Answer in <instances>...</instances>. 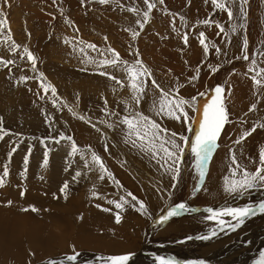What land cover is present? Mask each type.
<instances>
[{"label": "rangeland", "instance_id": "1", "mask_svg": "<svg viewBox=\"0 0 264 264\" xmlns=\"http://www.w3.org/2000/svg\"><path fill=\"white\" fill-rule=\"evenodd\" d=\"M150 2L154 3L155 6L149 12L148 21L145 23L143 13L147 11V5L144 0H109L107 4H101L99 0H61L60 3L57 0H0V21H5L3 27L0 28V60L14 61V63L7 66L0 64V129L4 133L3 137L0 138V177L4 179V186L0 187V190H3V193L4 190L8 191L7 195H5L6 200L8 197L13 196L7 200H11L12 208H14L13 201L15 199L20 198L23 200L24 198L20 196L25 197L24 195L28 194V201L32 202L29 209L27 211L22 209L17 211L19 213H32L36 217H40L42 211L47 215L49 213L47 207L40 206L45 198L47 199L46 201L50 198L53 199V202L63 201L65 203L70 193L73 192L72 189H75L72 193L74 196L80 194V190L84 189V201L97 200L96 204L105 199L120 202L119 200L123 198L127 201L124 204L127 211L124 212L122 208L119 209L120 212L123 210V214L126 212L135 213L138 218V224L139 222H145L146 225L154 228L156 226L159 227L156 228L157 230H153V234H149V242L154 243L149 244L148 253L147 251L145 252V254L151 255L154 251L153 254L156 253L157 255L160 252L159 247H168L165 245L168 242L171 243L170 248L174 250L177 248L176 252L180 253L182 249L186 248L187 245L175 243L176 240L182 239V236H184L182 233H166L168 232L167 228L172 224V219L177 216L179 218L180 215L170 217L167 222L158 223V219L161 221V218L175 206L168 207L165 212L160 198L157 199L158 203L156 204L155 200H152V202L151 197L148 198L149 195L146 191L145 193L142 191L140 195L132 193L131 190L126 192L125 187L123 185L121 187L116 181L117 179L112 169V165H116L118 169L124 170V166L121 167L120 165L124 162L119 163L114 157H118V155L120 157H129L132 155L135 159L138 157L137 161L138 159L140 161L145 159L146 164L141 163L147 167L148 164H151V171L156 172L154 174L156 177L158 176L159 180L162 178L164 191L168 190L171 193L174 192L180 180L178 179L179 174L174 179V173L168 169L174 166L179 167L185 157H190L188 164L191 165L189 168L192 169V172L189 173L190 178L188 177L189 180L182 187V192L187 193L186 196H182L185 197V200L190 199L192 192H197V188L200 189L203 182L206 184L211 180L209 174L213 171L212 157H216L217 151L228 152L227 155H232L237 144V137L227 141L223 139L222 132L219 139L221 147L219 144L217 146L218 150L216 148L213 150L205 164L206 167H204L205 180L201 181L199 169L196 166V159L191 151V138L194 135L193 132H195V125L193 127L191 125V128L189 123L192 121L194 113H198L199 106L202 104L198 97L207 90L211 92L215 86L223 89L221 93L222 103L227 112V122L223 126L226 127L227 125L243 122L247 124L245 130L251 132V134L241 140L242 134L238 137V140L242 142L248 139L249 136H255L257 138L253 142L260 144L264 142V120L259 119V114L255 113L264 102L263 98L258 96L251 103L252 105L246 101L237 103L235 100L236 92L243 85L242 83L251 80L253 82L252 77L255 72L264 69V0H223L228 11L232 13L231 17H229L227 11L215 7L212 4V0H163V3H160L159 0H150ZM249 2H251V6ZM5 7H8L6 9L9 11L5 10ZM129 9H133V11H129ZM248 9L250 12H247ZM186 11L189 13L193 11L196 13V17L203 19L195 24L199 27L203 26L202 28L208 31V39H205V42L214 45V47H209L207 53H205L204 48L200 44V36L196 40V33L190 27L192 24L189 23V18L184 15ZM191 17L193 20L196 18L194 16ZM205 20L210 21V24H204L203 21ZM177 21H179L177 29L180 31L175 33V22ZM141 23H143V29L140 28ZM221 28L223 32L220 31ZM203 29L202 31L206 34ZM184 30L188 31L187 45H185L183 39L187 35V33L183 32ZM133 31L139 32L135 40L131 38ZM9 34L11 39H8ZM172 34L173 36H171ZM170 36L171 40H169L170 38L168 39ZM66 40L68 43H65ZM78 41L82 43H78ZM13 43L19 46L15 52L11 48ZM87 44L95 45L96 50L86 48L85 45ZM25 47L36 58V71L32 70V65L26 56L21 59ZM109 47L119 54L122 61H126L129 64H134L135 60L139 58L150 69L152 78L162 89L176 91L177 95L180 96L179 98L188 101L184 106L187 117L182 116L180 119L168 117L166 121H163L160 119L162 115L154 116L156 113L153 101L159 98V91L152 86L148 78H145L146 94L137 107L131 100L132 95L130 94L132 92L128 86L129 81L123 65L101 68L91 62L110 58V54L106 53V49ZM248 49L254 52L252 53ZM101 52H105V55L101 56ZM169 52L170 55H168ZM245 55L248 56L247 60L243 58ZM253 65L255 66L254 71L250 72L249 68L253 67ZM101 71H106L109 75L115 76L116 79L122 81V84H117L114 80L109 79L108 76L106 78L100 75ZM214 75L218 77L214 78ZM21 77H27V79L21 81ZM262 77H264V73H261V76L256 78L260 80ZM41 78H43L45 84H51L55 88V97H53L51 90L45 94L44 89L40 86ZM124 84L127 85L125 86ZM212 95L210 94L209 96L211 97ZM215 97L214 95L213 98L215 99ZM125 101L128 103L126 104ZM239 106L241 107L239 108ZM253 106H255L254 109ZM260 108L262 110L257 111L260 112L262 118L264 116V106L262 105ZM130 111H140L142 114L154 119L162 128L167 129L169 138H171L172 133H175L176 143L182 148H184L185 141H189L185 148L186 151L183 149L182 154L180 153L182 157L179 154V163L176 161L174 164L172 161H168V166L165 164L162 171L160 164L157 166V163L152 161L151 158L153 157L150 154L134 147L130 140L126 142L127 129L119 121L121 118L128 116ZM197 120L199 119H195L194 124L197 123ZM202 123L203 120L199 123V130ZM109 124L112 127H108ZM251 128H256V130L251 131ZM56 134H58V145H55L57 141L54 139L51 142L46 139L52 138ZM61 136L64 139H61ZM69 136H73L72 143H75L80 149L79 152L72 156L69 155L72 145V143H68ZM181 137L186 139H181ZM119 148L120 150H118ZM260 150H264V144L263 147L258 148L259 153H261ZM92 151L96 152L101 157V160L103 159L102 162H104L105 167H109L112 173L111 178L100 179L101 174L96 173L100 169L93 161H90L92 160L90 159V152ZM45 152L48 154L46 166H44ZM108 153H112V156ZM121 153L123 155H120ZM25 157L28 158L27 166H25ZM91 163L92 165H90ZM206 168H208L209 173ZM5 169H7V176H4ZM129 172L126 169L124 170L126 175ZM238 172L241 173L239 168ZM77 173H80V175L77 176ZM157 173H161L162 176ZM62 174L70 176L72 183L77 178V183L79 184L76 186L77 188L71 187L69 189L70 192L61 193V188L65 184L68 185V183L60 184L57 182L61 181L48 180L49 192L45 182L47 177H57L58 179ZM85 180H88V182ZM144 181H148V187L152 184L148 177H142L139 180L141 184ZM260 183L258 182L256 185L259 186ZM119 187L123 188L122 191H124L122 192ZM155 187L156 195L160 193V195L164 196V193L167 192L163 193L162 187L156 185ZM34 189H38L40 191L39 194H43V196H38V191ZM251 189H242L240 191V195L247 192L248 199L246 203L239 202L234 208L251 207L257 209L254 196L248 192ZM1 191L0 195L2 196ZM19 191H22L23 195ZM93 193H96V195L94 196ZM29 194L32 195V198ZM129 194L136 198L139 196L138 199L140 200L136 199V201H133ZM217 194L222 197L226 204L227 193L219 190ZM14 197L15 199H13ZM190 200L192 201V199ZM138 202H142L145 205V210L140 209ZM4 203H0V210L6 209V211H3L7 212L6 205L9 204ZM260 204H258V207ZM32 208L37 209V211L33 212ZM215 208L210 207L212 210H215ZM260 214L261 216L256 215L257 219L253 218L251 221L244 219L243 222L247 227L244 226V223L240 224L241 227L240 225L238 226L241 228L239 229L241 238L253 234L251 232L264 225V213ZM51 217L56 224H62V227L66 225V229L69 230L66 222L62 221L60 217L55 215ZM75 218L76 223L73 222V224L80 227L83 220L82 214L76 213ZM255 220L258 222L257 224ZM260 220L263 221L262 225H260ZM236 223V220H233L227 224L235 226ZM161 224H165L164 227H161ZM48 225L58 232L59 227L54 225L53 221H49ZM199 227L201 229V226ZM250 227L253 228V231ZM139 228L138 231L129 230L127 242L129 247L131 244L128 249L130 251H107V253L100 250L96 252L93 249L94 245L89 248L77 249L73 246V238L70 237L67 240L68 242L66 241V245L70 244L71 248L70 252L66 253V256L61 252L58 244L59 248L58 251H55L56 253L53 252L52 255L44 256L43 258L32 256L33 258L29 264H47L52 256L56 254H59V259H61V262L58 263L69 264L62 262V260L71 255L77 256L79 254V256H83L86 254L84 252H93V250L96 252H94L96 257H93V259L125 255H129L130 259L136 251L139 254L143 253V251L140 252L141 250H139L141 247L140 241L146 238L144 236L148 231L145 230L147 226L145 229L140 226ZM98 237L104 245L115 243V240L118 239L111 234L104 233L102 229L99 230ZM210 240L212 239L206 240V242H208L209 247H214L212 245L213 241ZM55 241L58 242V240ZM159 242L164 244H159ZM259 243H262L260 247H263L262 250H264V242L259 241ZM128 246H125V248ZM115 247L119 248L118 245H115ZM137 248L138 250H136ZM190 248L185 250H190ZM249 248L250 244H247L242 246L241 250L245 251ZM133 249L136 251H133ZM195 252L196 249L191 251V253L197 254ZM61 253L62 255L60 256ZM193 254L191 255L194 256ZM134 257L135 255L127 264H141V259L137 257L133 260ZM151 257L145 256L142 260L150 264L154 260ZM246 258L250 259L249 256ZM92 260L84 262L79 260L76 264H92L90 262Z\"/></svg>", "mask_w": 264, "mask_h": 264}, {"label": "bare ground", "instance_id": "2", "mask_svg": "<svg viewBox=\"0 0 264 264\" xmlns=\"http://www.w3.org/2000/svg\"><path fill=\"white\" fill-rule=\"evenodd\" d=\"M249 3L251 6V2H249ZM247 12H250V10L248 9ZM169 40H171V37ZM246 51H247V49H246ZM248 51H251V50L248 49ZM168 55H170V52ZM193 61H195V60H193ZM200 61H202V60H200ZM158 63H159V61H158ZM236 67H238V66H236ZM217 77H215V75H214V78H217ZM201 80L203 81V79H201ZM251 81H246V83H242L243 85L241 87H239L238 91L236 92V97H235V100L237 103H239V102L241 103L243 101H246L247 103L251 104L255 101V99L258 96H260L264 100V85L257 86ZM217 82H218V80H217ZM234 90H232V91H234ZM130 95H132V94H130ZM184 97H186V96H184ZM262 105L264 106V102L258 107L257 110H259V111H260V109L262 110V108H260ZM189 107H190V105H189ZM240 107L241 106H239V108ZM192 110H193V108H192ZM256 111H255V113L259 114V119L264 120V116L261 118L260 112L259 111L256 112ZM192 113H193V111H192ZM256 114H255V116H256ZM156 115L157 114H155L154 116H156ZM160 119H162L163 121H166L168 119V117L167 116H160ZM246 128H247V124H244L243 122H238L234 125H227L225 127V129L223 130V134H222L223 139L224 140L226 139L227 141H229V140L233 139V137H235V138L237 137L236 138V141H237L239 139L238 137L241 136L246 131L245 130ZM77 129H78V127H77ZM256 138L257 137H255V136L254 137L249 136V138L246 139L245 141L237 143L236 147L234 149V153L232 155H227L228 152L217 151L216 157H212L213 158V160H212L213 171H212V173L209 174L211 177V180L209 181V183H206V184H204V182H203L201 184L200 189H199L200 191L198 190L197 192H195V191L192 192V195L190 196V199H192V201L190 199L185 200V197H183V196H186L187 193L182 192V187H183L184 183L186 184L187 180H189L188 179L189 173L192 172L191 171L192 169L189 168L191 165L188 164V159L190 157L189 158L185 157V159H183V161H181V163L179 165V172L180 173H179L178 179L180 180V182L177 183L178 186L175 188L173 193H171L168 190H165L167 192L164 193L165 191H164V185H163L162 178H161V180H159L158 176L156 177L154 174L156 172L151 171L152 168L150 167L151 164L150 165L148 164L149 161L147 162V164H148V167H147L146 165H143V163L146 164V162L144 161L145 159H143L141 161H140V159H138V161H137L136 159L138 157L135 159L130 154H129L130 155L129 157H123V156L120 157L119 155H118V157H114L117 162L118 161H119V163L124 162L123 164L122 163L120 164L121 167L124 166V168H123L124 170L126 169L127 172L130 171L129 173H127L128 175H126V173L124 174V170H122L121 168L118 169V167H116V165L114 166L111 164L113 172H114L116 179H117L116 181L119 183V185H121V187H122V185L125 187L126 192H129V190H131L132 193L140 195L142 191L144 193L146 191L149 195L148 198L151 197V201L155 200L156 204L158 203L157 199L160 198L161 199L160 200L161 205L164 206L163 208H164L165 212H166V209H168V207H171L172 205L177 206L179 204H184L188 209H190V211L181 212L179 214L180 215L179 218H177L178 216L176 218H173L171 221L172 224L169 225V227L167 228L168 232H166L167 234H170L172 232L182 233L184 235V236H182V239L176 240L175 243L178 245H187L185 249H188L189 247H191L190 250L182 249V252H180V253L176 252L175 250H177V248H175V250L170 248L171 243L168 242L165 244L168 247H166V246L159 247L160 252L157 253V256H160L162 259H164L166 261H171V262L173 260L183 261L185 259H193V260H201V262L205 263V264H227V263L228 264H259V261L261 260V254L264 253V250H262L263 247L262 248L260 247V245H262V243H259V241L264 242V225H262L263 221H261V220L259 221L260 225H262V226L259 227L257 230L253 231V228L250 227V229H252V231H253V232H251L253 234L249 233L251 236L246 235V236L241 238V236L239 235V229H241V228H239L238 226L232 227L233 224H227V223L235 220L232 217L221 216L218 219L217 218L211 219V220L208 219V216H209L208 210L210 209V207H216L215 210L214 209L213 210L216 212H220V211L227 209V208H234L236 206V204H238L239 202L246 203V201L248 199V193L247 192H245L243 195H242V193L240 195V192L230 194V193L225 191L224 187H225L226 181L231 182L232 180H238V178H241V175L238 172L237 164L239 165V169L241 171L246 170L250 173L255 172V170L258 167H261L260 153L258 151V148L263 147L264 142L261 144L253 142V140ZM115 150H116V148H115ZM118 150H120V148ZM116 153H118V152H116ZM108 154H110V153H108ZM111 154H110V156H112ZM120 155H123V154L121 153ZM233 158H235V160L237 161V164H233V162H232ZM151 159L153 162L157 163V166H158V164H160L161 170L163 171V166H165V162L162 160L160 162H157V160H154L153 158H151ZM90 161H92V160H90ZM141 162H143V163H141ZM178 163H179V161H178ZM103 164H104V162H103ZM90 165H92V163ZM166 166H168V162H167ZM95 167H96V165H95ZM155 168H157V167H155ZM206 169L208 172V168H206ZM154 170H156V169H154ZM233 172H235L236 175H233ZM157 174H159V173H157ZM209 175H208V177H209ZM160 176H162V174ZM142 177H148L151 180L152 184H150L149 187H148V185H149L148 181H144L141 184L139 182V180ZM170 178H172V177H170ZM194 178H196V177H194ZM48 180H54V181L58 180V181H61V182H57L60 184L67 182L68 183L67 189H70L71 187L77 188L76 186L79 185L77 183L78 182L77 178H76V180H74V183H75L74 184V183H72V178L70 179V176H68L66 174H62L58 179H57V177L50 178V176H48L47 180L45 182L47 183L46 188L49 192H50V189L48 186ZM85 181L88 182V180H85ZM153 183H157V184H155L156 186L162 187V189H163L162 192L164 193V196L162 194L160 195V193H158V192H157L158 195H156V187ZM70 184H72V185H70ZM260 185L259 186L256 185L254 188H252L251 190L248 191V192H250V194L252 196H254V202L257 203V206H256L257 209L259 208L258 204H260V203L264 204V183H260ZM190 186H192V185L190 184ZM159 187H158V189H159ZM38 189L37 190L34 189V190L38 191ZM122 189H121V191H122ZM72 190H73V192L75 191V189H72ZM219 190H223L227 193L226 204L224 203V200L222 199V197H220L217 194V192ZM83 191H84V189H81L80 194H78L76 196L72 195L73 192H71L70 195L68 196L69 198L68 199L66 198L67 201L65 203L63 201L62 202L61 201L53 202V199H50L49 197H48L49 200L46 201L47 199L45 198L44 202L42 204H40V206L47 207V210L49 211V213L47 215L44 211H42L40 213L41 216L36 217L32 213H25V212L19 213L17 211L20 209H22V210L29 209V206L31 205L32 202L28 201V198H29L28 194H25L24 195L25 197L20 196L21 198H24L23 200L20 198L15 199V197H14L13 198V199H15L14 200L15 202L13 201L14 208H12V204L11 203L9 204V201H7L8 198H10L11 196L9 195L10 197H8L6 200L5 195H7L8 191L4 190V193L3 192L1 193L3 195L2 196L0 195L1 196L0 201L5 202L6 204H9V205H6L7 206V212H5L6 209H3L5 211L0 210V264H29L33 258L32 256L43 258L44 256L52 255L53 252L58 251L59 245H60L61 252L66 256L70 252L69 250L71 248L70 244L66 245V241L70 237L73 238V241H74L73 246L77 249L78 248H83V249L89 248L90 246L94 245L93 249H95L96 252H99L100 250H101V252L102 251L103 252L127 251L131 247V244L129 247L128 242H127V239L129 237V230L133 229V230L138 231L140 229L139 226L143 229H145L147 226V229H145V230H147L148 233L144 236L146 238L142 239V241H140L141 247L139 250H141L140 252L143 251V253L139 254V252L136 251V250H138V248L136 250H134L136 248L135 247L133 249V251H136V252L133 253L135 255L133 260H135L138 257L141 259V262H140L141 264H149V262H143V260H142L143 257L152 256L154 253V251H153V253L151 255L145 254V252L147 250H149V248H150L149 244L154 243V242L153 243L149 242L150 238L148 236H149V234H153V230H155L156 228H159V227L156 226L154 228L153 226L146 225L145 222H139V224H138L137 223L138 218H137V215L135 213L126 212L125 214H123V210H121V212H120L119 209H116L113 204L108 203L109 199L102 200V201H100V203L98 202V204L95 203L97 200L84 201ZM39 192L40 191H38L37 195L43 196V194H39ZM43 193L46 194L45 192H43ZM12 194H14V193H12ZM122 194H121V196H122ZM29 195H31V194H29ZM44 197H41V198H44ZM31 198H32V195H31ZM138 198H139V196H138ZM138 200H140V199H138ZM159 204H160V202H159ZM1 205H3V204H1ZM1 208H2V206H1ZM103 209H108V211H104ZM123 209H124V212L127 211V209H125L124 205H123ZM257 212L259 213L258 215H257ZM76 213L82 214V217H83V220H82L80 227L73 224V222L76 223V218H75ZM117 213H118V215H120V218H121L119 223H117L116 219H115ZM260 213L261 212L256 211L254 216L250 215V216L246 217L245 219H247V221H251L253 218H256L255 217L256 215L261 216ZM52 215L58 216V217H60V219H62V221L66 222V224L69 227V230L66 229V225L62 227V224L61 225L56 224V222L51 217ZM159 220L160 219H158V223L160 222ZM49 221H53L54 225L59 227L58 232L54 231L51 227H49V225H48ZM134 222H136V224H134ZM151 222H152V220H151ZM255 223L257 224L258 222H256V220H255ZM164 225L165 224H161V227L162 226L164 227ZM199 226H201V229ZM244 226H246L245 223H244ZM240 227H241V225H240ZM254 227H256V226H254ZM100 229H102L104 233L111 234L114 236V238H118L117 240H115L116 242L104 245L98 237V233H99ZM160 231L162 232V230H160ZM213 232H215V235H212ZM164 233H165V231H164ZM164 233H162V234H164ZM130 234H132V233H130ZM178 235H179V233H178ZM204 236H208L209 238L208 239L199 238V237H204ZM209 239H212L210 241H213L212 245L214 247H209L208 242H206V240H209ZM55 240H58V242ZM163 241H164V239H163ZM159 244H164V243L159 242ZM247 244H250V248L245 250V251L241 250L242 246H245ZM115 245H118L119 248L117 249L116 248L117 246L115 247ZM239 245L241 246L240 248H239ZM251 245H253V246L251 247ZM125 246H128V247L125 248ZM177 247H179V246H177ZM193 249H196L195 253H197V254H193L194 252L191 253V251ZM95 251L93 250V252H91V251L90 252H84L86 254L83 256H79V254H78L76 262H78L79 260L83 261V262L87 261V259L92 260L93 257H96V255H94ZM128 251H130V250H128ZM169 251H171V252H169ZM80 252H82V251H80ZM237 252H238V254H237ZM62 253L60 254V256L62 255ZM124 253H126V252H124ZM147 253H148V251H147ZM191 254H193L194 256H192ZM109 255H111V254H109ZM247 256H249L250 259L246 258ZM59 258H60L59 254H56L55 256H52V258L47 262V264H57L58 262H61L60 261L61 259H59ZM82 258H83V260H82ZM95 260H98V259H93V261H95ZM52 261H58V262H52ZM62 262L69 263L67 260H62ZM152 263L157 264L155 260H152L150 264H152ZM60 264H62V263H60Z\"/></svg>", "mask_w": 264, "mask_h": 264}, {"label": "snow or ice", "instance_id": "3", "mask_svg": "<svg viewBox=\"0 0 264 264\" xmlns=\"http://www.w3.org/2000/svg\"><path fill=\"white\" fill-rule=\"evenodd\" d=\"M160 3H163V0H159ZM99 3L101 4H107L109 3V0H99ZM144 3L147 5V11L143 13L144 16V22L146 23L148 21L149 12L153 9L155 6L154 3L150 2V0H144ZM212 4L222 10H225L228 12L229 17L232 16L231 11H228L226 3L223 2V0H212ZM129 11H133V9H129ZM5 21H0V28L3 27V24ZM204 24H210V21H203ZM219 27V26H217ZM140 28L143 29V23L140 24ZM221 32H223V29H220ZM139 35V32L133 31L131 33L132 40H135L137 36ZM200 44L204 48L205 53L208 52L209 47H214V45H210L205 42V34L201 32L200 34ZM8 39H11V36L9 34ZM106 39V38H105ZM184 43L187 45L188 39L187 35L184 36ZM65 43H68L66 40ZM78 43H82L78 41ZM19 47L15 43L11 45L12 51L15 52L16 48ZM88 49L96 50V46L93 44H87L85 45ZM83 51V49H81ZM217 51H219L217 49ZM106 53L110 54V58L101 59L99 61L93 60L92 63L96 64L97 67H106V66H112V67H119L123 65L125 74L127 76V79L129 81V88L132 92L131 100L137 107L140 105L141 100L143 96L146 94V81L145 78L152 79V86L159 90V98L153 101L154 111L157 115L167 116L169 118L174 119H180L182 116L187 117V113L184 111L185 104L188 103L185 99L179 98L176 91L173 90H164L160 87L159 84L156 83L154 78H152L151 71L148 69L142 61L137 58L135 60L134 64H128L126 61H122L119 54L112 48H107ZM101 56L105 55V52L100 53ZM27 57V60L32 65V70L36 71V58L33 56V54L28 50L27 47L24 48L23 54L21 55V59H24V57ZM244 59H248V56L245 55L243 57ZM14 61L8 60L3 61L0 60V64H4L7 66L8 64H12ZM254 65L253 67L249 68V71H254ZM261 73H264V69H260L259 71L255 72V75L252 77L253 82L257 86L264 85V77H262L260 80H257V76H261ZM102 76H108L109 79L114 80L117 84H122V81L119 79H116L115 76L109 75L106 71H101L99 73ZM42 77V74H41ZM21 81H24L27 79V77H21ZM195 79V77H193ZM40 86L44 89L45 94L49 90H51L53 97L56 96V90L51 84H45L43 81V78H41ZM223 92V89L221 87H217L215 89L216 97L214 99V102L212 105H208L205 107V120L200 125V130L197 132L196 139L192 142L191 145V151L196 159V166L199 169V176L200 179L203 180L204 178V167L206 162L208 161L209 157L213 153V150L217 147V139L219 137L220 131L223 127V125L227 122V112L223 106L221 93ZM127 104L128 102L125 101ZM255 106H253L254 109ZM250 109V110H253ZM120 124L124 125L127 129L126 131V142L128 140L131 141L132 145L134 147L139 148L141 151L150 154L154 159H157V162H160L163 160L165 164H167L168 161H172L174 164L176 161L179 160V154L183 152V148L176 143L175 133L171 134V138L167 135V129H164L160 126L159 123H157L154 119L142 114L140 111H130L128 116H125L122 120L119 121ZM108 127H112L111 124L108 125ZM256 129L253 128L251 131H255ZM3 130L0 129V138L3 137ZM251 132L246 131L243 133L241 140L250 135ZM61 139H64L63 136H61ZM69 140H71V137H68ZM181 139H186L181 137ZM59 141H57L58 143ZM240 140H237L236 143H240ZM80 149H78L77 145L75 143H72L71 145V152L69 153L70 156L75 155L77 152H79ZM47 152H45V160H44V166L47 165ZM92 161L98 166L100 169L101 175L100 179H104V175L107 174L109 177H111V173L107 172V169L105 168V165L103 164L100 157H98L95 153H92L91 156ZM233 164H237V161L235 158H233ZM260 162L261 167H258L255 172L250 173L246 170H242L240 175L241 178L239 180H232L231 182L226 181L225 183V191L228 193H237L240 192L242 189H251L256 186L257 182L264 183V150L260 153ZM28 158L25 157V166H27ZM87 167V164H86ZM237 168H239V165L237 164ZM169 171L174 173L173 178L175 179V176L179 174V167H170L168 169ZM7 169H5L4 176H7ZM77 176L80 175V173L76 174ZM233 175H236L235 172H233ZM4 186V179L0 177V187ZM68 188V185L65 184L61 188V193H64L65 190ZM197 190H199L197 188ZM23 195V193H21ZM95 196L96 193H93ZM131 195V194H129ZM67 198V197H65ZM98 198V197H97ZM131 199L133 201H136L135 196H131ZM11 201H9V204ZM109 204H113L116 209H122L123 205L127 203L126 200L121 198L120 202L115 201H108ZM139 207L141 210H145V205L142 202H138ZM27 211L28 209H24ZM104 211H108V209H103ZM32 211L35 212L37 209L32 208ZM190 211L184 204H179L169 210L166 215H164L161 218V223L164 221H167L170 217L177 216L181 212H187ZM256 211H259L261 213H264V204H261L258 209H253L251 207H243V208H227L220 212H216L212 209H209V216L208 219H215L217 217L221 216H230L233 219L236 220V225L239 226V224H242L244 219L250 215H254ZM116 222H120V216L117 214ZM232 226V227H235ZM212 235H215V232L212 233ZM201 239H208V236L199 237ZM69 264H75L77 256L71 255L66 257ZM98 260L105 261V264H126V261L129 259V256H117V257H98ZM159 264H172L171 261H166L164 259H159ZM259 264H264V253L261 254V260L259 261Z\"/></svg>", "mask_w": 264, "mask_h": 264}, {"label": "crops", "instance_id": "4", "mask_svg": "<svg viewBox=\"0 0 264 264\" xmlns=\"http://www.w3.org/2000/svg\"><path fill=\"white\" fill-rule=\"evenodd\" d=\"M187 18H189V23H191L192 24V29H194L193 30V32H195L196 33V35H195V38H196V40H197V37H198V34H200L201 32H203L202 31V27L203 26H198V25H196L195 23L197 22V21H202L203 19H200L199 17H196V13L195 12H193V11H191L190 13L188 12V11H186V13L184 14ZM191 16H194V17H196L194 20L192 19V17ZM176 24L177 23H179V21H177V22H175ZM187 23H188V21H187ZM203 30H205V32H206V34H205V39L207 40L208 38H207V33H208V31L206 30V29H203ZM193 44H195V43H193ZM192 44V45H193Z\"/></svg>", "mask_w": 264, "mask_h": 264}]
</instances>
